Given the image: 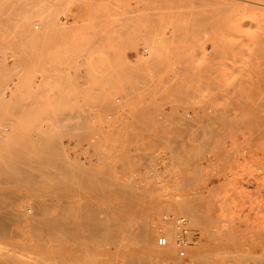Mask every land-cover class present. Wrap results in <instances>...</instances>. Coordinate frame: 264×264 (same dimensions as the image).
Wrapping results in <instances>:
<instances>
[{
    "label": "rangeland",
    "instance_id": "1",
    "mask_svg": "<svg viewBox=\"0 0 264 264\" xmlns=\"http://www.w3.org/2000/svg\"><path fill=\"white\" fill-rule=\"evenodd\" d=\"M263 103L264 0H0V264H264Z\"/></svg>",
    "mask_w": 264,
    "mask_h": 264
},
{
    "label": "bare ground",
    "instance_id": "2",
    "mask_svg": "<svg viewBox=\"0 0 264 264\" xmlns=\"http://www.w3.org/2000/svg\"><path fill=\"white\" fill-rule=\"evenodd\" d=\"M5 104H6V103H5ZM7 104H8V103H7ZM261 105H262V104H261ZM263 105H264V103H263ZM2 107H3V106H2ZM8 107H9V106H8ZM6 109H8V108H6ZM254 122H255V121H254ZM249 137H250V136H249ZM56 140H58V139H56ZM34 142H35V140H34ZM253 143H254V142H253ZM259 145H260V144H259ZM48 148L51 149V147H48ZM52 148H53V147H52ZM36 149H37V148H36ZM42 155H45V154H42ZM46 156L48 157V155H45L44 158H46ZM39 157H40V156H39ZM20 158H21V157H20ZM20 158H19V159H20ZM22 158H23V157H22ZM44 158H43V159H44ZM38 159H40V162H43V161H41V159H42L41 157H40V158L37 157L36 160H38ZM46 159H47V158H46ZM46 159H44V161H45ZM254 159H255V158H254ZM21 160H22V159H21ZM19 161H20V160H19ZM46 161H49V160H46ZM38 162H39V161H38ZM38 164H40V163H38ZM45 164H46V163H44V164H42V165H45ZM48 164H50V163L48 162ZM51 165H52V164H51ZM53 165H54V162H53ZM17 166H19V165H17ZM56 166H58V168H60L59 165H56ZM21 167L23 168V166H21ZM61 167H62V166H61ZM64 167H66V166L64 165ZM64 167H63V168H60V170H61V169L63 170ZM12 169H13V168H12ZM24 169H25V168H24ZM24 169H21L20 171L23 172ZM53 169H54V168H53ZM65 169H66V168H65ZM65 169H64V170H65ZM60 170H59V172H60ZM64 170H63L62 172L66 173V172H65L66 170H65V171H64ZM67 170H68V169H67ZM25 171H27V170H25ZM42 171H43V170H42ZM57 171H58V170H56V174H58ZM71 171H72V169H71L69 172H71ZM73 171H74V170H73ZM76 171H77V170H76ZM76 171H75V172H76ZM43 172H44V171H43ZM62 172H61V174H62ZM75 172H74V173H75ZM24 173H26V172H24ZM54 173H55V171H54ZM84 173H85V172H83L82 177L86 175V174H84ZM30 174H31V173H30ZM80 175H81V174H80ZM32 176H33V175H32ZM66 176H67V174H66ZM19 177H21V179H22V176L19 175ZM69 177H70V175H69ZM90 177H91V175H90ZM90 177H89V178H90ZM23 178H24V177H23ZM60 178H61V176H60ZM71 178H72V177H70V179H71ZM73 178H74V177H73ZM73 178H72V181L75 180V179H73ZM76 178H77V177H76ZM85 178H87V177H85ZM5 179H6V178H5ZM91 179L93 180V178H91ZM6 180H7V179H6ZM53 180H54V178H53ZM94 180H95V179H94ZM94 180H93V181H94ZM2 181H3V179H2ZM20 181H21V182H19V181H18V182H19V183H22V182H23V179L20 180ZM69 181H70V180H69ZM79 181H80V179H79ZM81 181H83V183H84L85 179H84V180H81ZM86 181H88V180H86ZM91 182H92V181H91ZM94 182H95V181H94ZM96 182H97V181H96ZM1 183H2V182H1ZM67 183H68V181H67ZM76 183H77V182H76ZM76 183H75V184H76ZM80 183H81V182H80ZM85 183H86V182H85ZM133 183H134V182H133ZM2 184H3V183H2ZM4 184H5V183H4ZM22 184H24V183H22ZM89 184H90V181H89ZM93 184H94V183H93ZM124 187H125V184H124ZM11 196H12V195H11ZM5 197H6V196H5ZM5 197H4V198H5ZM14 197H15V196H13V198H14ZM4 198H3V199H4ZM9 199L11 200L12 197L10 198V196H9ZM14 199H15V198H14ZM1 200H2V199H1ZM2 201H5V200H2ZM13 201H14V200H13ZM13 201H12V202H13ZM40 202H41V201H40ZM50 202H51V201H50ZM41 203H43V202H41ZM6 204H7V203H6ZM8 205H9V204H8ZM40 205H42V204H40ZM40 205H39V206H40ZM80 205H81V204H80ZM109 205H110V204H109ZM178 205H179V204H178ZM182 205L184 206V204H182ZM182 205L180 204V206H182ZM46 206H47V205H46ZM67 206H68V205H67ZM69 206H70V205H69ZM72 206H73V204H72ZM183 206H182V208H183ZM64 207H65V206H64ZM70 207H71V206H70ZM79 207H80V206H79ZM184 207H186V206H184ZM187 207H188V206H187ZM187 207H186V208H187ZM42 208L46 211V209H45L44 207H42ZM42 208H39V210H41ZM46 208H47V207H46ZM60 208H61V205H60ZM66 208L68 209L69 207H66ZM72 208H73V207H72ZM72 208H71V211H72ZM180 208H181V207H180ZM189 208H190V207H189ZM43 209H42V210H43ZM61 209H62V208H61ZM112 209H114V212L116 213V210H115L116 207H115V206H112ZM32 210H33V209H31V211H32ZM34 210H35V209H34ZM59 210H60V209H58V211H59ZM63 210H64V208H63ZM68 210H69V209H68ZM81 210H82V209H81ZM186 210H187V209H185V211H186ZM189 210H190V209H189ZM36 211H38L37 208H36ZM60 211H61V210H60ZM65 211H66V210H65ZM92 211H93V210H92ZM62 212H63V211H62ZM72 212H73V211H72ZM72 212H70V213H72ZM112 212H113V211H112ZM114 212H113V213H114ZM151 212H152V210H151ZM154 212H155V211H154ZM191 212H192V210H191ZM36 213H37V215H38V212H35V214H36ZM40 213H41V212H40ZM44 213H47V212H44ZM58 213H59V212H58ZM66 213H67V212H66ZM79 213H80V212H79ZM79 213H78V214H79ZM11 215H12V214H11ZM59 215H60V214H59ZM0 216H2V215H0ZM7 216H10V214L7 215ZM7 216H6V217H7ZM12 216H13V215H12ZM43 216H45V215H43ZM77 216H78V215H77ZM77 216H76V217H77ZM19 217H20V216H18V218H19ZM60 217H62V216H60ZM80 217H81V216H80ZM80 217H79V220H77V221H82ZM163 217H164V218H163V221H164V222H159V221H157V220H153V221H152V225H151L152 228H154L155 231H156V228H158V229H157V230H158L157 232L163 231V233H164V231H165V234H170V233H171L172 235H174L175 230H176L175 227L173 226V227H174L173 232H170V231L172 230V227L170 226V224H168V223H171V225L173 224L171 219H172L174 216H173V215H172V216H169L168 214H165ZM0 218H1V217H0ZM11 218H12V217H11ZM21 218H22V217H21ZM7 219L9 220L10 218H7ZM164 219H166V221H165ZM167 219H170V220H167ZM11 220H12V219H11ZM40 220H41V219H40ZM46 220H47V223H46L44 220H43V221L45 222V224H48V222H49V225H48V226L46 225V229H45V231L47 232V234H49V232H50L49 230H52V228L55 230V233H56L60 228H62L63 231L67 229V226H66V227L64 226V225H66V224L63 223V222H65L66 220H65V221L63 220L62 223H63L64 225H63V227H61L59 224L56 225L57 221H56V220L53 221V220H54V218H53V220L51 219V221H53L52 223H55V222H56V223L53 224V226H52L51 228H48V229H47V227H50V223H51V221H50V220L48 221V219H46ZM109 220H110V219H109ZM13 221H14V220H13ZM67 221H69V220L67 219ZM0 222H1V220H0ZM3 222H4V220H3ZM3 222H2V224H3ZM5 222H6V221H5ZM5 222H4L3 225H2V224H1V225H2V226L6 225ZM7 222H8V221H7ZM15 222H16V221H15ZM41 222H42V221H41ZM10 223H11V221H10ZM10 223H9V224H10ZM39 223H40V221H39L37 224H39ZM69 223L71 224V221H70ZM105 223H106V222H105ZM136 223H138V221H136ZM136 223H135V224H136ZM9 224H8L7 226H9ZM35 224H36V222H35ZM78 224L80 225L79 222H78ZM138 224H139V223H138ZM39 225H41V223H40ZM75 225H76V222H75ZM108 225H109V224H108ZM136 225H137V224H136ZM147 225H148V224H147ZM2 226H1V227H2ZM34 226H35V225H34ZM80 226H81V225H80ZM101 226H102V225H101ZM5 227H6V226H5ZM38 227L40 228L41 226H38ZM38 227H36V229H37ZM64 227H65L66 229H65ZM68 227H69V226H68ZM73 227L75 228V226H73ZM97 227H98V226H97ZM41 228H42V227H41ZM41 228H40V230H41ZM76 228H77V226H76ZM76 228H75V229H76ZM111 228H112V227H111ZM115 228H116V227H115ZM142 228H143V226H142ZM8 229H9V228H8ZM42 229L44 230V228H42ZM62 229H61V230H62ZM89 229H90V228H89ZM91 229H92V228H91ZM40 230L38 229L39 232H40ZM54 230H53V231H54ZM61 230L57 232V236L55 235L56 237H55L54 235H50V234H49V235H50L52 238L55 237L56 239H59V240H60V238H62L61 236H63V235H60V236H59V233L61 232ZM83 230H84V229H83ZM140 230H142V229H140ZM7 231H8V230H7ZM41 231H42V230H41ZM53 231H52V232H53ZM67 231H68V230H67ZM99 231H100V230H99ZM144 231H145V228H144ZM5 232H6V231H5ZM52 232H51V234H52ZM68 232H69V231H68ZM79 232H80V231H79ZM92 232H93V231H92ZM124 232H125V231H124ZM140 232H141V231H140ZM146 232H147V231H146ZM7 233H8V232H7ZM55 233H54V234H55ZM80 233H81V232H80ZM141 233H142V232H141ZM161 233H162V232H161ZM41 234H42V233H41ZM61 234H65V231H64V233L62 232ZM90 234H91V233H90ZM93 234H94V233H93ZM109 234H110V233H109ZM118 234H119V233H118ZM123 234H124V233H123ZM129 234H130V233H129ZM134 234H137V233H134ZM147 234H148V233H147ZM157 234H158V233H157ZM171 234H170V236H171ZM91 235H92V234H91ZM95 235H96V234H95ZM99 235H101V232H100ZM99 235H96V236H98L97 238H99ZM104 235H105V234H104ZM104 235H103V236H104ZM110 235H111V234H110ZM126 235H127V234H126ZM40 236H41V235H40ZM64 236H66V235H64ZM96 236H95V237H96ZM129 236H130V235H129ZM134 236H135V235H134ZM57 237H58V238H57ZM130 237H131V236H130ZM171 237H172V236H171ZM65 238L68 239V237H65ZM70 238H71V235H70ZM100 238H101V237H100ZM122 238H124V235H123ZM143 238L146 239V237H143ZM119 239H120V238H119ZM134 239H135V238H134ZM138 239H139V238H138ZM138 239H137V241H139ZM73 240H74V239H73V237H72V238H71V242H74ZM115 240H116V239H115ZM132 241H133V240H132ZM137 241H136V242H137ZM171 241H172V238H170V243H169V246H168V247H166V248H160V249H163V250H167V251H169V250L171 249V246H172V242H171ZM75 242H76V241H75ZM91 242H93V241H91ZM91 242H90V243H91ZM117 242H118V241H117ZM133 242H134V241H133ZM133 242H132V243H133ZM147 242H148V241H140L139 244H140V243H141V244H145V243H147ZM110 243L113 244L112 241H111ZM115 243H116V242H115ZM137 243H138V242H137ZM80 244H81V243H80ZM92 244H93V243H92ZM134 244H135V243H134ZM147 244H148V243H147ZM85 245H88V244L86 243ZM85 245H84V246H85ZM99 245H100V244H99ZM135 245H136V244H135ZM74 246H75V245H74ZM96 246H97V244H96ZM150 246H151V244H150ZM186 247H187V246H186ZM76 248H77V247H76ZM78 248H79V247H78ZM83 248H84V250H85L86 247H83ZM158 248H159V247H158ZM80 249H81V248H80ZM88 249H90V248H88ZM159 256H161L160 259H159V260H161V261L168 260V259L171 257V256L168 255L167 253L159 254ZM133 258H134V257H133ZM144 258H145V257H144ZM45 259H46V258H45ZM140 259L143 261L142 258H140ZM151 259H153V260H155L156 262H158V259H156L155 257H154V258L151 257ZM48 260H49V259H48ZM141 260H139V261H141ZM125 261H126V260H125ZM133 261H135V260H133ZM142 261H141L140 263H143V264L146 263V262H142ZM127 262H128V261H126V263H127ZM128 263H129V262H128ZM131 263H132V264H135V262H131V261H130V264H131ZM11 264H12V263H11Z\"/></svg>",
    "mask_w": 264,
    "mask_h": 264
},
{
    "label": "built area",
    "instance_id": "3",
    "mask_svg": "<svg viewBox=\"0 0 264 264\" xmlns=\"http://www.w3.org/2000/svg\"><path fill=\"white\" fill-rule=\"evenodd\" d=\"M35 30H39V26H35ZM146 53V51H144ZM170 220V219H167ZM172 223L175 227L174 236L164 235L157 239L156 245L159 248H166L169 246L170 238H172L173 242L179 247H186L192 241L191 236L188 234L189 232V224L190 221L187 216H179L176 219L174 217L171 219ZM172 242V241H171Z\"/></svg>",
    "mask_w": 264,
    "mask_h": 264
}]
</instances>
